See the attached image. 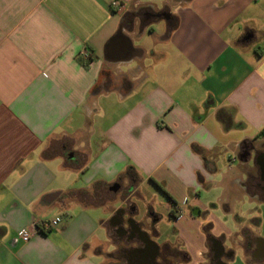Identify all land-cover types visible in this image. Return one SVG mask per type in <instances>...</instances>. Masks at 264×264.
Instances as JSON below:
<instances>
[{
  "label": "crops",
  "instance_id": "crops-1",
  "mask_svg": "<svg viewBox=\"0 0 264 264\" xmlns=\"http://www.w3.org/2000/svg\"><path fill=\"white\" fill-rule=\"evenodd\" d=\"M114 1L0 0V264H125L115 185L185 264H264V0Z\"/></svg>",
  "mask_w": 264,
  "mask_h": 264
},
{
  "label": "flooded vegetation",
  "instance_id": "flooded-vegetation-1",
  "mask_svg": "<svg viewBox=\"0 0 264 264\" xmlns=\"http://www.w3.org/2000/svg\"><path fill=\"white\" fill-rule=\"evenodd\" d=\"M260 169L259 176L253 178L255 189L261 187V181H264V155L258 160ZM121 206L113 215L110 224L117 226L113 229V235L111 239V247L114 250H119V261L122 263V257L125 264H185L188 260L178 248L171 246H164L159 248L157 258L153 262L152 256L154 255V246L149 243L142 232L149 234L150 239L158 235L155 230L156 224L159 222V217L153 212L151 207H147V218L150 220L148 230H145V225L141 221H138L140 210L135 203H132L131 188L121 187ZM176 208L172 210L171 217L177 220H181L183 217H179L176 214ZM151 234V235H150ZM101 253V252H100ZM106 260H114L115 255L112 252L104 253L102 255Z\"/></svg>",
  "mask_w": 264,
  "mask_h": 264
},
{
  "label": "built area",
  "instance_id": "built-area-1",
  "mask_svg": "<svg viewBox=\"0 0 264 264\" xmlns=\"http://www.w3.org/2000/svg\"><path fill=\"white\" fill-rule=\"evenodd\" d=\"M112 8H113L114 10H117V9L122 8V5H121L120 1L115 0V1L112 3ZM84 55H86V57H88L87 52H86ZM176 214H177L179 217H183V216H184V210H183V207H177V208H176ZM61 223H62V218L58 217V218H56V219H54V220H52V221H50V222H48V223H45L44 226H45L46 229H53V228L58 227ZM31 236H32L31 232L26 231V232H24L23 235H22V240H23L24 242H28V241L31 239Z\"/></svg>",
  "mask_w": 264,
  "mask_h": 264
},
{
  "label": "rangeland",
  "instance_id": "rangeland-1",
  "mask_svg": "<svg viewBox=\"0 0 264 264\" xmlns=\"http://www.w3.org/2000/svg\"><path fill=\"white\" fill-rule=\"evenodd\" d=\"M216 194H213V195H211L210 197H209V195L208 194H206V193H203L202 194V196H201V202L202 203H207L208 201H217L216 199V196H215ZM186 206V204L185 205H183L182 207H185ZM162 209V208H161ZM142 215H143V209H141V214L139 215V219L142 217ZM163 229L164 230H167V231H170L171 232V230H173V228L171 227H167L166 225H164L163 226ZM110 248H112V247H110ZM113 249V248H112Z\"/></svg>",
  "mask_w": 264,
  "mask_h": 264
},
{
  "label": "water",
  "instance_id": "water-1",
  "mask_svg": "<svg viewBox=\"0 0 264 264\" xmlns=\"http://www.w3.org/2000/svg\"><path fill=\"white\" fill-rule=\"evenodd\" d=\"M119 188H120L119 185H115L112 189H113V191L117 192V191L119 190ZM142 233H143V235L146 237V239L149 241V243H151V244L154 246L155 252H154V255H153L152 258H151L152 261L154 262V261L156 260V258H157V253H158L159 247L157 246L156 243H154V242L150 239V237H149V235H148L147 233H145V232H142Z\"/></svg>",
  "mask_w": 264,
  "mask_h": 264
},
{
  "label": "trees",
  "instance_id": "trees-1",
  "mask_svg": "<svg viewBox=\"0 0 264 264\" xmlns=\"http://www.w3.org/2000/svg\"><path fill=\"white\" fill-rule=\"evenodd\" d=\"M220 118H221V114H220Z\"/></svg>",
  "mask_w": 264,
  "mask_h": 264
}]
</instances>
